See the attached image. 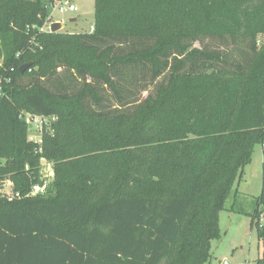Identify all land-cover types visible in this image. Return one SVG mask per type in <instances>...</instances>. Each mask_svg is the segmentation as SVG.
Here are the masks:
<instances>
[{"label": "trees", "instance_id": "obj_1", "mask_svg": "<svg viewBox=\"0 0 264 264\" xmlns=\"http://www.w3.org/2000/svg\"><path fill=\"white\" fill-rule=\"evenodd\" d=\"M49 13L0 0V264H206L264 153V0H96L94 33ZM25 114L56 118L40 144ZM258 205L264 264V162Z\"/></svg>", "mask_w": 264, "mask_h": 264}, {"label": "rangeland", "instance_id": "obj_2", "mask_svg": "<svg viewBox=\"0 0 264 264\" xmlns=\"http://www.w3.org/2000/svg\"><path fill=\"white\" fill-rule=\"evenodd\" d=\"M79 11L75 14L60 16L56 14L55 20H67L64 33H89L95 20L96 0H79ZM77 19L76 22H69ZM199 46V45H197ZM1 67V65H0ZM25 118L32 128L29 129V141L41 143L46 132H52L51 125L56 118H44L25 114ZM264 153L262 146H256L250 163L245 167L242 178L236 183L232 194L226 202L225 210L219 214L220 238L211 242L209 261L206 264H257L262 250L258 239L256 227H252V216L257 209L258 198L262 191ZM55 161L47 156L41 159V179L48 188L55 179ZM2 192L13 196L12 181L7 179L1 185ZM264 214L262 216V219ZM264 224V219L261 221Z\"/></svg>", "mask_w": 264, "mask_h": 264}, {"label": "built area", "instance_id": "obj_3", "mask_svg": "<svg viewBox=\"0 0 264 264\" xmlns=\"http://www.w3.org/2000/svg\"><path fill=\"white\" fill-rule=\"evenodd\" d=\"M46 1V8H48L50 10L49 16L45 21V25L43 26V28L40 29L41 32H47L50 33V26L52 23L54 22H65L68 23L67 20H55L54 16L56 14L60 15V16H67V15H71V14H75L79 11V8L77 6V2L79 0H45ZM72 19L69 20V22ZM77 21V19H75V22ZM74 23V22H73ZM95 31V25L92 24L91 29L89 31V33H94ZM261 42L259 41V44ZM34 117V116H32ZM39 117V120H42L44 118L47 117H42V116H36ZM26 119V118H25ZM27 123L29 124L28 120L26 119ZM32 125V124H29ZM46 192V185H35L32 187L31 190V194L30 196H38V195H42ZM0 195H5L2 192V189L0 187ZM7 197V195H5ZM13 197V196H12ZM12 197L8 196L9 199H11Z\"/></svg>", "mask_w": 264, "mask_h": 264}, {"label": "water", "instance_id": "obj_4", "mask_svg": "<svg viewBox=\"0 0 264 264\" xmlns=\"http://www.w3.org/2000/svg\"><path fill=\"white\" fill-rule=\"evenodd\" d=\"M71 23L75 22V19H72L70 21ZM66 23L65 22H54L51 24L50 26V33H59L61 32L64 27H65ZM30 63L29 64H25L20 68V72L24 73L29 67H30ZM30 128H32V125H29Z\"/></svg>", "mask_w": 264, "mask_h": 264}]
</instances>
